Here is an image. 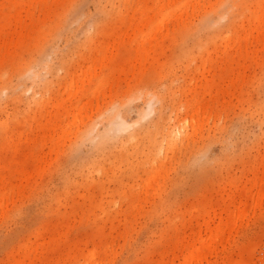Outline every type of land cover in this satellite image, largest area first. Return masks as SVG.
Listing matches in <instances>:
<instances>
[{
  "label": "rangeland",
  "instance_id": "rangeland-1",
  "mask_svg": "<svg viewBox=\"0 0 264 264\" xmlns=\"http://www.w3.org/2000/svg\"><path fill=\"white\" fill-rule=\"evenodd\" d=\"M263 189L264 0H0V264H264Z\"/></svg>",
  "mask_w": 264,
  "mask_h": 264
},
{
  "label": "bare ground",
  "instance_id": "bare-ground-1",
  "mask_svg": "<svg viewBox=\"0 0 264 264\" xmlns=\"http://www.w3.org/2000/svg\"><path fill=\"white\" fill-rule=\"evenodd\" d=\"M262 22L260 21V24H261ZM259 179V178H258ZM259 181V180H258ZM258 181H255L256 182V184L258 183ZM261 184V183H260ZM263 184V183H262ZM256 186H259V184H257ZM262 187H263V185H261ZM261 186L259 187V189L258 190H262V188H261ZM261 188V189H260ZM257 190V189H256ZM264 190V189H263ZM249 191V190H248ZM247 192V191H246ZM250 192V191H249ZM256 192V191H255ZM260 193V192H259ZM258 193V195H259V197H261L262 196V194H264V193H260L261 194V196H260V194ZM256 194V193H255ZM254 194V195H255ZM246 196V195H245ZM251 197V196H250ZM254 197V196H253ZM262 197H264V196H262ZM248 198H249V196H248ZM256 202V201H255ZM254 202V203H255ZM260 202V201H259ZM253 203V204H254ZM243 203H241V205H242ZM244 205V204H243ZM243 205H242V207H243ZM247 205V204H246ZM259 205H260V203H259ZM245 206V205H244ZM255 206L257 207V204H255ZM241 206H239V207H237L236 208V211H237V213H236V215H235V213L232 215V216H234L235 215V218H237V215H238V217H242V215L244 214V213H242V210H243V208H242ZM248 208H249V206H248ZM247 208V209H248ZM255 209V208H254ZM258 209V208H257ZM256 210V209H255ZM235 211V212H236ZM245 210H243V212H244ZM251 211V210H250ZM231 212V211H230ZM255 212V211H254ZM233 213V212H232ZM231 214V213H230ZM241 214V215H240ZM246 215V214H245ZM234 218V219H235ZM233 219V218H232ZM231 221H233V220H231ZM228 222L229 221H226V222H224V223H226V224H228ZM230 223H232V222H230ZM222 224V223H221ZM220 223H219V225H217V227L216 228H214L215 229V236L213 237L214 239H215V237L217 238V234L219 233V231H222V230H224V227H226V225H221ZM230 225V224H229ZM228 225V226H229ZM227 226V227H228ZM227 227H226V229H227ZM222 233H223V231H222ZM221 234V233H220ZM219 237V236H218ZM218 239V238H217ZM205 240V239H204ZM207 240V239H206ZM203 239H201V241H200V243L198 244V245H196V244H192L191 246H192V249L189 251V253L187 254V256L185 255L184 256V258H182L183 259V264H195L196 262H197V258H198V255L200 254L199 252H200V250H202V249H209L210 247H211V243H213L210 239L208 240V241H203ZM215 241H217V240H215ZM213 246V245H212ZM212 248V247H211ZM210 248V249H211ZM209 249V250H210ZM203 251V250H202ZM208 251V250H207ZM203 253H204V251H203ZM202 253V254H203ZM207 254V253H206ZM203 256H204V254H203ZM206 256V255H205ZM200 258V260H201V263H202V261L206 258H204L203 259V257H201V256H199ZM199 259H198V261H199ZM181 262H182V260H181ZM200 262V261H199ZM178 264H180V263H178ZM196 264H199L198 262L196 263ZM239 264V263H238Z\"/></svg>",
  "mask_w": 264,
  "mask_h": 264
}]
</instances>
